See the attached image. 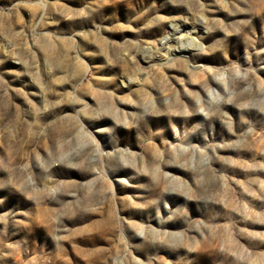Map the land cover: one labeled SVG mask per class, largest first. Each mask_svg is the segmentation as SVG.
Returning a JSON list of instances; mask_svg holds the SVG:
<instances>
[{"label":"rangeland","instance_id":"obj_1","mask_svg":"<svg viewBox=\"0 0 264 264\" xmlns=\"http://www.w3.org/2000/svg\"><path fill=\"white\" fill-rule=\"evenodd\" d=\"M0 264H264V0H0Z\"/></svg>","mask_w":264,"mask_h":264},{"label":"bare ground","instance_id":"obj_2","mask_svg":"<svg viewBox=\"0 0 264 264\" xmlns=\"http://www.w3.org/2000/svg\"><path fill=\"white\" fill-rule=\"evenodd\" d=\"M189 25L190 24L186 20L173 21L170 23L167 34L161 37L158 42L160 49V53L158 55L159 58L166 60L173 56H186L188 53L201 48L200 43L198 41H194V39L189 35L190 32H195L196 28ZM186 27L188 28V32L186 31L187 33H182V30ZM144 52L147 55L145 58L148 60L152 59L154 56V52L151 47L147 48Z\"/></svg>","mask_w":264,"mask_h":264}]
</instances>
